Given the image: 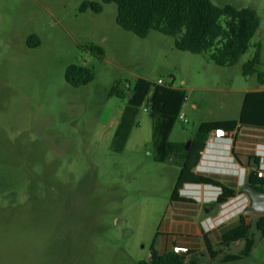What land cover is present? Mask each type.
<instances>
[{
    "label": "rangeland",
    "instance_id": "obj_1",
    "mask_svg": "<svg viewBox=\"0 0 264 264\" xmlns=\"http://www.w3.org/2000/svg\"><path fill=\"white\" fill-rule=\"evenodd\" d=\"M84 1L99 0H0V264H139L153 243L159 253L188 247L197 264H264V236L253 227L256 244L238 261L219 259L239 253L243 242L212 260L203 240L218 250L221 233L245 215L248 157L261 152L264 162V131L244 129L227 147L216 145L223 158H203L197 174L237 191L206 213L214 187H184L179 194L195 202H170L180 161H155L158 113L146 103L123 150H112L127 97L108 96L115 83L127 93L138 78L181 88L186 100L169 141L186 149L201 123L237 119L244 93L264 89L256 75L241 73L256 43L264 72V0H212L249 7L259 20L247 52L231 67L178 51L173 37L157 31L140 39L117 25L115 4L96 14L79 11ZM32 34L38 47L26 44ZM90 44L104 50L103 59L83 49ZM71 65L91 69L94 80L72 87L64 77ZM245 216L252 224L257 218Z\"/></svg>",
    "mask_w": 264,
    "mask_h": 264
},
{
    "label": "trees",
    "instance_id": "obj_2",
    "mask_svg": "<svg viewBox=\"0 0 264 264\" xmlns=\"http://www.w3.org/2000/svg\"><path fill=\"white\" fill-rule=\"evenodd\" d=\"M117 6L116 23L126 32L140 39L148 36L150 31L174 38V47L181 52L194 55H207L208 59L219 67H231L237 64L247 52L250 41L259 28L256 12L249 8L237 9L231 5L217 6L212 0H99L84 1L79 11L90 10L96 14L103 11V5ZM26 44L29 48L40 45L39 38L32 34ZM255 52L241 66L243 77L256 75L257 81L264 86V72L258 69L261 65V44L254 45ZM91 56L103 59L104 50L90 44L83 47ZM66 82L72 87H81L94 80V73L85 66L71 65L65 70ZM127 93L115 83L109 90V97L125 98L127 103L120 116L112 141V150H123L130 132L135 126V119L142 104L158 113L157 123L152 132V149L155 161L163 163L174 158L180 161V171L170 197L171 203H193L191 198L179 195L186 184L211 185L220 188L216 199L204 206L210 213L218 206L237 195V191L218 180L197 174L194 169L198 165L208 136L217 128L227 133L239 129H256L264 131V90L247 91L243 95L239 116L235 120H224L201 123L188 149L183 143H172L169 136L177 120L182 105L186 100L181 88L171 85L161 86L145 79L138 78L133 86H126ZM249 171L246 184L264 192V176L258 177L260 158L249 156ZM252 227L264 236V216L255 218L253 224L246 222V216L240 215L235 226L221 233L219 249L212 251L213 246L207 236H203L206 250L210 258L215 260L223 249L236 241L243 242L237 254H224L221 263L238 261L248 257L256 241L251 233ZM194 251L174 253L166 250L159 253L154 243L150 246L147 260L139 264H197Z\"/></svg>",
    "mask_w": 264,
    "mask_h": 264
},
{
    "label": "built area",
    "instance_id": "obj_3",
    "mask_svg": "<svg viewBox=\"0 0 264 264\" xmlns=\"http://www.w3.org/2000/svg\"><path fill=\"white\" fill-rule=\"evenodd\" d=\"M158 84H162V82L159 80L157 82ZM181 120L185 123L186 120L183 116L180 117ZM231 136L229 135V133H227L226 131H224L222 128H217L215 129L209 136H208V139L206 141V145L204 147V150L201 154V158H200V161L198 163V165L196 166L195 169L199 168L200 167V164L203 162V158L206 154V152L210 149V145H213L214 143H216L217 141L221 140V141H224V140H231L230 139ZM258 156H261L262 153L260 152V154H257ZM257 156V157H258ZM261 160V159H260ZM263 160V159H262ZM262 162V161H261ZM201 168V167H200ZM257 176L258 177H262L264 176V168L262 167V164L260 163L259 164V170L257 172ZM172 251L174 253H178V254H182V253H188L189 251V248L188 247H185V246H179V245H175L173 246L172 248Z\"/></svg>",
    "mask_w": 264,
    "mask_h": 264
},
{
    "label": "crops",
    "instance_id": "obj_4",
    "mask_svg": "<svg viewBox=\"0 0 264 264\" xmlns=\"http://www.w3.org/2000/svg\"><path fill=\"white\" fill-rule=\"evenodd\" d=\"M259 90H264V89H259ZM225 120H235V119H225ZM220 121H224V120H220ZM242 130H244V129H239V130H234V131H232V132H229V135L230 136H233V135H236V133H240ZM213 132V131H212ZM211 132V133H212ZM210 133V134H211ZM236 137V142H237V137L238 136H235ZM229 142H230V140L228 139V140H224V141H221V140H219V141H217L216 143H214L213 145H210L209 147H210V149L206 152V154H205V156H204V159L205 158H209V159H211V158H213V157H215V158H223V155H225V152L223 151V150H217L216 149V145L217 144H224V146L225 147H227L228 146V144H229ZM202 163H204V162H202ZM207 164V163H206ZM261 164H262V167L264 168V162H261ZM200 167H201V164H200ZM199 167V168H200ZM195 170L196 169H194V172H195ZM196 173V172H195ZM214 179H216V178H214ZM216 180H218L219 182H221L222 184H225L221 179H219V178H217ZM185 189H190V187H192L193 188V190H196L197 188H200V187H204V190L205 191H210L209 189H211V188H213L214 186H211V185H197V184H186L185 186ZM183 187V188H184ZM182 188V189H183ZM191 188V189H192ZM214 189V191L213 192H210V193H212V194H215V197L213 198V200L212 201H214L215 199H216V197H217V195L219 194V189H217L216 187H214L213 188ZM218 191V192H217ZM180 196H181V194H179ZM181 197H183V196H181ZM193 200V199H192ZM193 202H195L194 200H193Z\"/></svg>",
    "mask_w": 264,
    "mask_h": 264
},
{
    "label": "water",
    "instance_id": "obj_5",
    "mask_svg": "<svg viewBox=\"0 0 264 264\" xmlns=\"http://www.w3.org/2000/svg\"><path fill=\"white\" fill-rule=\"evenodd\" d=\"M244 192L251 200V204L245 209L244 214L257 217L264 216V192L258 191L250 185L244 187Z\"/></svg>",
    "mask_w": 264,
    "mask_h": 264
},
{
    "label": "flooded vegetation",
    "instance_id": "obj_6",
    "mask_svg": "<svg viewBox=\"0 0 264 264\" xmlns=\"http://www.w3.org/2000/svg\"><path fill=\"white\" fill-rule=\"evenodd\" d=\"M248 171H249V168H248ZM247 174H248V172H247ZM247 174H246V177H247ZM245 185L247 186V184H246V178H245ZM243 216H245V215H243ZM236 242H241V241H236ZM236 242H234V243H236Z\"/></svg>",
    "mask_w": 264,
    "mask_h": 264
}]
</instances>
